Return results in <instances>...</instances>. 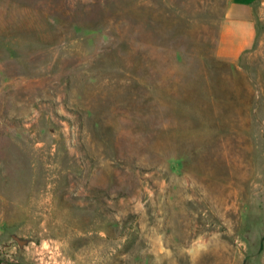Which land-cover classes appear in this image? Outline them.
<instances>
[{
  "label": "rangeland",
  "instance_id": "obj_1",
  "mask_svg": "<svg viewBox=\"0 0 264 264\" xmlns=\"http://www.w3.org/2000/svg\"><path fill=\"white\" fill-rule=\"evenodd\" d=\"M0 0V264H264V0Z\"/></svg>",
  "mask_w": 264,
  "mask_h": 264
},
{
  "label": "crops",
  "instance_id": "obj_2",
  "mask_svg": "<svg viewBox=\"0 0 264 264\" xmlns=\"http://www.w3.org/2000/svg\"><path fill=\"white\" fill-rule=\"evenodd\" d=\"M254 0H230L221 22L216 53L226 60L236 59L254 42Z\"/></svg>",
  "mask_w": 264,
  "mask_h": 264
},
{
  "label": "water",
  "instance_id": "obj_3",
  "mask_svg": "<svg viewBox=\"0 0 264 264\" xmlns=\"http://www.w3.org/2000/svg\"><path fill=\"white\" fill-rule=\"evenodd\" d=\"M241 264H245V261H243Z\"/></svg>",
  "mask_w": 264,
  "mask_h": 264
}]
</instances>
